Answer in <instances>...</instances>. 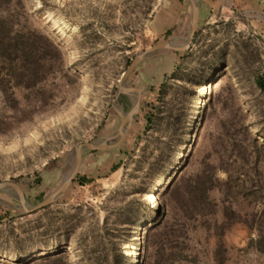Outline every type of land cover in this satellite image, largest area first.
I'll return each mask as SVG.
<instances>
[{"label":"rangeland","instance_id":"374dc122","mask_svg":"<svg viewBox=\"0 0 264 264\" xmlns=\"http://www.w3.org/2000/svg\"><path fill=\"white\" fill-rule=\"evenodd\" d=\"M195 2L190 46L156 51L126 78L140 91L139 111L114 149L94 153V174L79 173V165L75 176L90 182L73 180L46 210L30 213L13 189L0 191V216L9 212L0 221V264H40L56 252L57 260L41 264H264V90L256 84L264 77V0ZM2 6L42 50H19L0 68V182L16 183L33 206L71 171L75 145L116 132L117 111L135 101L116 98L121 75L159 41L185 44L192 5ZM166 106L184 114L171 134L148 122ZM159 136L177 150L161 168L153 164ZM38 226L43 236L34 234Z\"/></svg>","mask_w":264,"mask_h":264},{"label":"trees","instance_id":"16d2710c","mask_svg":"<svg viewBox=\"0 0 264 264\" xmlns=\"http://www.w3.org/2000/svg\"><path fill=\"white\" fill-rule=\"evenodd\" d=\"M1 1V0H0ZM13 0H5V3L11 4ZM6 9L0 7V68L2 67L3 63L5 64L6 61H9L8 59L11 58V56H16V53L22 51L24 55H27V53H32V51L36 52V55L38 53H41L42 50L39 48L33 50L32 45H34V40L31 38L32 35H34L33 32H24L21 29L15 28L17 24L12 23L9 21L8 16H5ZM20 46V47H19ZM43 53V52H42ZM10 57V58H9ZM36 66H38V61L36 60ZM256 84L258 87L262 90H264V77L257 78L256 79ZM167 93L165 92V83L161 84L160 91H159V97L161 101H163V97H165ZM127 98V95L125 94H120L119 95V101L122 103H125ZM184 116V114H181L180 112L178 113H173L172 112V107L171 106H166L164 107L161 111H159V116H158V111L157 114L154 116H151L148 118V122L150 123V127L155 124V122L158 124L160 131L162 133H172L176 130V128L179 125L180 118ZM176 133V132H175ZM171 140H168L169 142L175 141L174 138L169 136ZM155 146H154V153L155 156L153 157V164H159L157 168H161L163 163H166L169 161L170 157L175 155V152L177 151L176 148L168 146L162 139L161 137H157L155 140ZM166 153H169L168 155ZM168 157V159H167ZM167 159V160H166ZM75 178V179H74ZM72 179L77 180L79 185H84L88 182L91 181V179L87 178L84 175H76ZM41 181L40 176H36L33 180V183L39 184ZM199 183V182H198ZM209 188H207L208 190ZM203 195L205 197V200L207 199L206 196V190L203 189ZM47 207L44 208L46 210ZM9 215V212H6L5 215L0 216V221L3 220L4 217ZM46 232L41 229L40 226L35 228L34 234L37 235V237L43 236ZM20 241L19 236H15L13 239V242L18 245V242ZM17 252L16 256H20L22 251L20 250V246H17ZM60 252L54 253L50 257H46L43 259L44 261H40L41 263H52L55 260H57L58 255ZM121 257H125L121 253Z\"/></svg>","mask_w":264,"mask_h":264},{"label":"water","instance_id":"95a60500","mask_svg":"<svg viewBox=\"0 0 264 264\" xmlns=\"http://www.w3.org/2000/svg\"><path fill=\"white\" fill-rule=\"evenodd\" d=\"M189 1L192 5V19H191L189 35L186 43L180 46H176L170 43V41L168 40L159 41L154 45H152L151 47L137 53L134 56V58L129 62L125 71L121 75L117 85L116 98H118L120 94L133 95L135 96V101L127 113L124 114L119 110L117 111L120 118V122L116 132L113 135L109 137H105L100 141H89L75 145L73 148L74 163L71 171L63 179V181L58 186V188H56L52 193L47 195L45 198H43L35 205L33 206L26 205L23 192L16 183L0 182V191H3L8 188L13 189L16 192L17 199L20 202L21 207L25 212L30 213L43 209L46 206L53 203L54 201H56L68 189L70 183L72 182V179L74 178L75 174L78 171L81 162V153L83 149H89V150L110 149L117 146L125 138V135L127 134L128 129L130 128L134 115L137 114V112L139 111V102H140V91L137 88L126 86L125 80L129 76V74L150 54L163 49L186 50L190 46L198 24L199 6L195 2V0H189Z\"/></svg>","mask_w":264,"mask_h":264},{"label":"crops","instance_id":"0c3cea01","mask_svg":"<svg viewBox=\"0 0 264 264\" xmlns=\"http://www.w3.org/2000/svg\"><path fill=\"white\" fill-rule=\"evenodd\" d=\"M112 149H114V147L110 148V150H108V149L90 150L89 154H87V155L81 153V164H80L81 166H80L79 173H83L86 175L94 174V153L97 151H102L103 154L104 153L108 154ZM84 167H86V169Z\"/></svg>","mask_w":264,"mask_h":264}]
</instances>
